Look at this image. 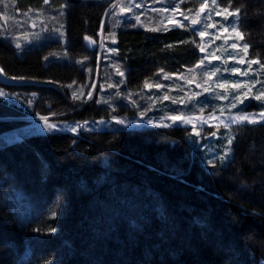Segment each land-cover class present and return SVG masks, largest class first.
<instances>
[{"label": "trees", "instance_id": "16d2710c", "mask_svg": "<svg viewBox=\"0 0 264 264\" xmlns=\"http://www.w3.org/2000/svg\"><path fill=\"white\" fill-rule=\"evenodd\" d=\"M114 1L0 0V68L34 83L0 89L35 96L30 116L83 127L78 136L21 135L0 148V264H261L264 123L217 131L208 141L218 148L213 159L191 127L85 130L90 122L140 115L159 97L155 85L165 76L203 59L190 28L147 31L106 20ZM217 2L234 14L230 21L249 47V60L259 61L251 66L258 94L264 91V0ZM8 13L41 14L48 27L59 22L67 43L17 48L5 35ZM9 28L14 35L22 30ZM102 29L106 47L115 38L116 51L101 57ZM254 95L243 111H264ZM28 115L0 100V138L34 126L21 120ZM224 148V157L230 151L225 162Z\"/></svg>", "mask_w": 264, "mask_h": 264}, {"label": "rangeland", "instance_id": "374dc122", "mask_svg": "<svg viewBox=\"0 0 264 264\" xmlns=\"http://www.w3.org/2000/svg\"><path fill=\"white\" fill-rule=\"evenodd\" d=\"M207 3L208 7L205 9L203 13L199 12V8L201 4ZM139 5L137 7L136 5ZM115 5V7H113ZM121 8H126L127 11L121 12ZM179 9V11H176V9ZM160 9H165V11H160ZM221 8L215 0V4L213 3V0H115L112 6H110L108 13L106 15V20L108 18L111 20V22H114L117 26H135L137 28H144V29H171V28H181V27H187L192 30H194L197 34L199 31H206L207 35L205 36L204 40L201 41V46L205 48V51L203 52V59L205 60L204 65H202L200 68L192 67L188 70H186L183 74H177V75H168V79H164V84L161 88H159V97L155 98L152 104H150L148 107H145L144 112L146 109H148L147 112H145V119L152 118L153 120H159L160 117L166 116L169 114H173L176 112H182L184 115H200L202 117H209L210 114L215 111V114L217 117L220 116V108H225L224 116L227 117L229 115L232 116H238L240 114H255L257 120H259V112L255 113H249L246 111H243V107L245 108L247 105L250 104V98L245 100L243 104L237 103V107L234 109H229L228 105L230 104L231 99L236 94H242L245 89L240 90H229L227 93L223 92L222 90L216 89V92L220 95H227L228 99L226 100H218L214 98L215 93H202L199 96L193 95L194 93H201V89L198 88L197 82H201L204 79L203 73L205 71H210L216 67L221 68V72L217 74V77L227 79L230 82L233 81H239L241 83H248L251 84V76L255 75L256 70H252L251 66H249L248 61V53L245 54L242 44V39L233 37L231 35H225L220 36V39H215L217 35L220 34L223 27H227L229 29V33L231 32V29L233 27L236 28L235 23L230 21L232 18L234 19V14L230 17L225 18V14L221 12L220 15H217V12L220 11ZM229 11V10H228ZM231 12V11H230ZM34 14V13H33ZM139 17V20L136 19V17ZM185 16L189 17V19H185ZM20 17V16H19ZM18 16L16 18H19ZM59 17V16H58ZM15 17L11 16L9 13L6 14L3 17V27L5 28V35L8 34V36L11 37L13 43L15 46L17 44L20 45L19 48H24L26 45H32V44H39L42 41L46 40H55L59 39L64 44L67 43V39L65 37V34L62 32H58L57 29L59 28V22L55 25H52L54 23H51L52 26L48 24H45L44 18L41 14H35L27 15L20 17L19 19H16ZM196 18L199 23L196 25L191 24V19ZM12 19V21H11ZM50 19L52 21L58 20V18L54 17ZM173 21L172 23H169V21ZM106 24V21L104 25ZM15 26V28H21L20 34L14 35L10 32L11 26ZM177 25H180L177 27ZM208 25H214V27H208ZM21 26V27H20ZM14 28V27H13ZM113 28V27H112ZM24 32V34H22ZM22 34V35H21ZM199 37V35H198ZM112 37L110 43L111 47L113 45L112 43ZM200 39V37H199ZM104 33L103 29L100 33V56L102 57V53L107 51L108 54H112L111 47H106V43H104ZM233 43L237 44V47L233 49L231 45ZM211 54H215L220 57L219 60L213 61L211 64L208 63V57H210ZM99 56V57H100ZM237 59H243V63H236ZM225 60L228 62L225 63ZM100 63V58H99ZM233 67L238 68L240 70V75L233 76L231 74L230 69ZM100 64L97 67L96 74L97 76L100 73ZM191 70V71H190ZM244 72H247L248 75H243ZM257 72V71H256ZM195 77V81L192 83L186 82L191 77ZM217 77H214V81L217 79ZM251 82V83H250ZM257 84L252 83L251 84V92L250 94L257 93L256 89ZM95 89V87H94ZM92 90V92L94 91ZM0 91L4 92L6 95L3 97H0V100H3L7 102L8 106L10 105L11 108L15 109H22L23 112H26L28 116H23L21 120L33 123L34 126H31L27 129H21L17 132L9 133L8 135L2 136L0 138V148L8 145L9 140L17 141V137H19V140L21 139V135L23 136H30L31 134H48L44 131L43 128V122L39 120V116L41 115H33L32 111L34 110V98L35 96H27V95H19V94H10L6 91H3L0 89ZM167 95L169 97L168 100H164L163 97ZM93 96V93L91 94V98ZM32 97V99H31ZM34 97V98H33ZM191 97V98H190ZM183 98L184 102L180 103V99ZM36 99V98H35ZM173 99H175L177 102L173 103ZM90 99L88 98L87 101ZM122 101V100H121ZM157 102H164L168 103L166 109L165 107L156 108L155 104ZM170 105H173L172 107ZM170 106V108H169ZM203 109V111H201ZM120 112V110H119ZM118 112V113H119ZM160 113V115L158 114ZM48 118V122L52 124H56L60 131L54 132H69L72 134H75L78 136L79 129L83 130V127L79 124L73 125V123L65 122V121H55V116H46ZM122 120H132V119H139L140 115H136L135 117L127 118V116L124 115H118L116 116ZM165 123L169 124V127H191L190 125L184 126V125H172L171 121H164ZM215 123V121H213ZM257 123H264V121H260ZM241 124H249L247 121H237L236 123L231 124L229 127L225 128L223 125L220 126L218 131L221 130H228L234 126H238ZM86 131H103L107 130L106 128H122L119 125H116L112 119H109V121H105L104 124L100 123H94L90 122L87 125L84 126ZM144 127H152L156 128L151 125H144ZM72 128H76L77 131L73 133L71 131ZM140 128V127H139ZM209 129H213L212 131L217 133L216 128H208V126L205 124L202 127V130L198 128V130H201V139L204 138L205 143L208 144V149L206 154L210 156L211 159L215 158L212 154L214 152L218 151L217 147H210L208 141L211 139H217L218 135L211 136L210 134H206ZM200 139V141H201ZM225 152V148L223 152L220 154L223 156ZM230 156V151H227V156H225L224 161H227ZM264 261V260H263Z\"/></svg>", "mask_w": 264, "mask_h": 264}, {"label": "snow or ice", "instance_id": "6c2138e0", "mask_svg": "<svg viewBox=\"0 0 264 264\" xmlns=\"http://www.w3.org/2000/svg\"><path fill=\"white\" fill-rule=\"evenodd\" d=\"M45 2H47V0H45ZM213 3L215 4V0H213ZM137 7H139V5H136ZM113 7H115V5H113ZM208 7L207 3L201 4L200 8H199V12L203 13L205 11V9ZM127 11L126 8H121V12ZM160 11H165V9H160ZM176 11H179V9L177 8ZM221 12H223L225 14V18L227 19V17H230L233 15L232 12L228 11L226 8L221 9L220 11L217 12V15H220ZM137 20H139V17H136ZM185 19H189V17L185 16ZM173 21H169V23H172ZM197 23H199V21L196 18H192L191 19V24L192 25H196ZM180 25H177V27H179ZM208 27H214V25H208ZM147 31H156V29H147ZM200 40L203 41L205 36L207 35L206 31H199L198 33ZM225 35H231L233 37L239 38V39H243L241 32L238 31L235 27H233L231 29V32L229 33V29L227 27H223L222 31L220 32L219 35H217L215 37V39H220V36H225ZM85 40H89L88 36L84 37ZM112 43L115 44L116 40L115 38L112 39ZM17 48L20 47L19 44L16 45ZM231 47L233 49H235L237 47L236 43H233L231 45ZM199 50L200 52H204L205 48L203 46H199ZM112 52H115V49L111 50ZM242 51L247 54L249 51V47L247 44H245L243 46ZM220 57L215 55V54H211L210 57H208V63L211 64L213 61L219 60ZM228 61L225 60V63H227ZM244 60L243 59H237L236 63H243ZM205 60L201 59L200 62L196 65L197 68H200L202 65H204ZM249 66L251 65H256L259 63V61L257 59H251L250 61H248ZM116 71L119 73V75L121 77H123L125 75V73L123 71H121L119 68L116 69ZM191 71V70H190ZM231 74L233 76L236 75H240V70L238 68L233 67L232 69H230ZM221 72V68L216 67L210 71H205L203 73L204 79L201 82H197V87L201 89V93H194L193 95L195 96H199L202 93H215L214 98L218 99V100H226L228 99L227 95H220L219 93L216 92V89L222 90L223 92L227 93L229 90H240V89H245V91H243L242 94H236L235 96H233V98L230 101V104L228 105L229 109H234L237 107V103L239 104H243L245 100L250 98V92H251V84L248 83H241L239 81H233L230 82L227 79H223L220 77H217V74ZM243 75L247 76L248 73L244 72ZM214 77H217V79L214 81ZM168 76H165L164 79H168ZM13 79H15V77H13ZM195 81V77H191L190 79H188L186 82L188 83H192ZM109 87H112V85H109ZM145 87L151 88L152 85L150 84H145ZM156 88H161L162 85L161 84H156L155 85ZM6 94L2 91H0V97L5 96ZM89 95V99H91V93L88 94ZM191 98V97H190ZM252 99H254L255 101H259V102H264V91L259 92L258 94L254 95L253 97H251ZM164 100H168L169 97L167 95H165L163 97ZM177 101L175 99H173V103H176ZM180 103H183L184 100L183 98L180 99L179 101ZM148 109L145 110V112H147ZM201 111H203V109H201ZM220 116L217 117L215 114V111H213L209 117L205 118L202 117L200 115H184L182 112H176L173 114H169L166 116H162L159 118V120H153L152 118H147L145 119V112H142L140 114V118L137 119H132V120H122L116 116L112 117L113 122L116 125L121 126L124 129H129V128H136V127H142L144 125H151L154 126L156 128H168L170 125L165 123L164 121H171L172 125H190L191 126V135L194 137H201V130L203 125H207L208 128H216L217 131L219 130L220 126L223 125L225 128L229 127L231 124L236 123L237 121H247L249 124H254L260 121H264V111H260L259 112V120H257L256 115L255 114H240L238 116H232L229 115L227 117L224 116V112H225V108H220ZM39 120L43 122V128L44 131L48 134H52L54 132H58L60 131V128L56 125V124H52L48 122V118L46 116H39ZM213 121H215V123H213ZM98 123L100 124H104L105 121L101 120L98 121ZM85 124H87V121H85ZM198 128H200L201 130H198ZM71 131L73 133H75L77 131L76 128H72ZM211 136H216V132H212L210 134ZM17 140H19V137L16 138ZM16 141L13 140H9L8 143L12 144L15 143ZM227 143L229 145L232 144V139H228ZM225 156H227V153H225ZM220 159L223 161L224 160V156H221ZM209 163H211V161H209ZM214 166V165H213ZM162 211V210H161ZM49 234L53 233L56 231V229L50 228L49 230ZM261 264H264V261L261 262Z\"/></svg>", "mask_w": 264, "mask_h": 264}, {"label": "water", "instance_id": "95a60500", "mask_svg": "<svg viewBox=\"0 0 264 264\" xmlns=\"http://www.w3.org/2000/svg\"><path fill=\"white\" fill-rule=\"evenodd\" d=\"M34 83L28 81L14 80L7 77L3 70L0 68V85L4 87H23L28 85H33Z\"/></svg>", "mask_w": 264, "mask_h": 264}]
</instances>
